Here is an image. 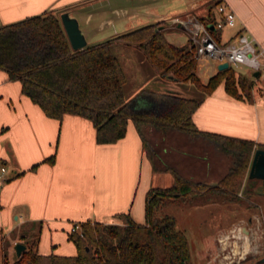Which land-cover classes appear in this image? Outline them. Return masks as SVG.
Returning a JSON list of instances; mask_svg holds the SVG:
<instances>
[{
    "label": "crops",
    "instance_id": "0c3cea01",
    "mask_svg": "<svg viewBox=\"0 0 264 264\" xmlns=\"http://www.w3.org/2000/svg\"><path fill=\"white\" fill-rule=\"evenodd\" d=\"M219 3H225L236 16L234 28L221 30L222 39L243 30L264 50V0H0V24L46 12L59 18L68 11L77 19L90 45L148 24L164 22L165 39L182 46L189 43L188 34L185 29L170 25V20L188 15L200 21L209 16L218 18ZM203 5L209 8L204 16L198 17L196 12ZM173 30L184 34L181 44L168 39ZM117 44L111 45V52ZM123 45L121 58L112 54L125 76L123 94L126 85L132 89L129 100L124 94L127 102L139 101L147 84L154 81L159 82L157 91L150 94L190 97L182 94L180 82L161 78L135 46ZM120 59L125 61L128 70ZM217 67L212 61H199L196 74L206 83L218 72ZM238 68L244 67L232 69L253 78L252 100L243 95L240 98L229 95L221 82L211 94L201 93L196 98L201 102L192 114V122L204 133L253 142L251 163L254 150L264 146V74L254 77L253 72ZM238 92L241 93L240 89ZM161 155L168 156V149ZM181 158L188 162L183 168L191 167L192 173L187 177H195L198 172L200 181L215 185L225 175L199 174V167L195 165L201 162L199 155L195 164L187 155ZM169 159L165 161L170 162ZM0 167L5 169V179L0 181V235L9 245L23 244V234L19 231L25 225L33 226L34 235L38 233L35 249L41 255L75 256L76 247L69 234L82 222L115 224L120 222L117 215L129 214L135 223L144 224L149 189L165 188L173 183L172 176L168 186L158 182V175L170 173L153 172L131 120L122 138L113 143H97L91 121L71 114H64L60 120L47 117L21 92L20 82L9 80L1 70ZM218 208L220 212L226 209ZM7 255L15 252L12 249Z\"/></svg>",
    "mask_w": 264,
    "mask_h": 264
},
{
    "label": "trees",
    "instance_id": "16d2710c",
    "mask_svg": "<svg viewBox=\"0 0 264 264\" xmlns=\"http://www.w3.org/2000/svg\"><path fill=\"white\" fill-rule=\"evenodd\" d=\"M214 19L209 16L202 21L207 24ZM163 26L164 22L148 24L74 51L59 18L52 12L0 24V70L9 80L19 81L21 92L47 117L60 120L64 114H71L88 119L95 128L97 143H113L122 138L131 120L153 172H168L173 178L171 186L150 188L147 192L144 224L135 223L129 214L117 215L120 222L115 224L79 223L78 229L69 234L76 247L75 256L38 254L37 233L34 243H23L25 250L20 256L15 255L12 264H189L184 233L175 228L174 217L162 214L161 209L167 202L187 197L232 192L235 180H240L248 169L254 143L199 131L192 122V114L201 102L196 98L153 93L127 102L123 94L125 76L110 47L115 42L135 46L161 78L190 82L203 95L211 94L224 82L229 95L252 100L254 81L247 75L235 77L229 67L202 83L189 43H169ZM147 127L208 138L222 153L234 157L233 165L215 185L183 177L171 168L156 169L145 147L143 129ZM5 242L8 244V240ZM1 262L7 263V254L2 255Z\"/></svg>",
    "mask_w": 264,
    "mask_h": 264
},
{
    "label": "rangeland",
    "instance_id": "374dc122",
    "mask_svg": "<svg viewBox=\"0 0 264 264\" xmlns=\"http://www.w3.org/2000/svg\"><path fill=\"white\" fill-rule=\"evenodd\" d=\"M208 8L209 5H203L196 12L197 16H204ZM166 32L164 31L165 35ZM167 37L177 45L184 40V34L180 30H173ZM124 47L120 43L114 45L112 52L121 58L120 53ZM120 60L125 65V70H128L125 61ZM237 70L245 71V68ZM234 75L238 77L245 74L234 71ZM158 83L154 81L147 84L143 94L157 91ZM180 84L182 94L191 98H198L201 95V92L190 82H180ZM131 90L127 85L124 87L127 100L130 99ZM143 136L147 140L145 147L150 151L154 168L159 170L171 168L183 177L200 181L196 175L198 172L195 173V177H187L192 173L189 170L191 167L188 166V170L183 168L188 162L186 158H181L182 155H187L194 164L195 158L199 155L201 162L198 163L199 165L195 164L199 167V174H208L210 177L222 176L228 167L233 165L234 157L222 153L213 141L205 137H193L176 130L160 131L148 127L143 129ZM164 149H168V156L161 155ZM167 158H170V162L165 161ZM202 158L207 159L202 161ZM248 171L249 166L240 180H235L236 186L232 192L229 191L225 195L218 192V194L187 197L183 201L164 204L161 213L172 215L175 219V228L181 230L187 239L189 264H264L258 262L264 257V186L257 179H248ZM157 177L158 182L163 186H168V182L172 180L170 174H161ZM213 179L216 181L217 177ZM218 207L226 209L220 212ZM243 225L248 230L246 236L241 235L240 227ZM218 229L219 231L216 232ZM34 231L33 226H23L19 231L26 236L23 242L29 245L34 243ZM12 249L14 251V245H9V241L7 244L5 238L0 235V264H2V255ZM14 257L15 255H7L6 264H12Z\"/></svg>",
    "mask_w": 264,
    "mask_h": 264
},
{
    "label": "built area",
    "instance_id": "2783aa9c",
    "mask_svg": "<svg viewBox=\"0 0 264 264\" xmlns=\"http://www.w3.org/2000/svg\"><path fill=\"white\" fill-rule=\"evenodd\" d=\"M216 9L219 17L207 24L189 15L174 17L169 23L186 30L197 62L206 60L217 65L227 63L233 69L244 67L249 72L264 74V50L243 30L228 39H222L221 30L234 28L236 16L225 3H219ZM4 179L5 169L0 167V181ZM76 229L78 225L72 231Z\"/></svg>",
    "mask_w": 264,
    "mask_h": 264
},
{
    "label": "water",
    "instance_id": "95a60500",
    "mask_svg": "<svg viewBox=\"0 0 264 264\" xmlns=\"http://www.w3.org/2000/svg\"><path fill=\"white\" fill-rule=\"evenodd\" d=\"M61 25L68 39L69 45L72 50H80L87 46V41L82 30L79 27V23L75 17H73L68 11L63 12L59 16ZM229 66L227 63L219 64L217 69L218 71L227 69ZM252 76L258 77L259 73L257 71L252 73ZM249 179H259L262 181L264 186V149L257 148L253 152V156L251 159L249 171H248ZM251 219H249V222ZM242 233H248L246 226L243 225L241 227ZM25 250V246L21 243H16L14 245L15 255L20 256L21 252ZM259 263H264V257L261 258Z\"/></svg>",
    "mask_w": 264,
    "mask_h": 264
},
{
    "label": "bare ground",
    "instance_id": "6f19581e",
    "mask_svg": "<svg viewBox=\"0 0 264 264\" xmlns=\"http://www.w3.org/2000/svg\"><path fill=\"white\" fill-rule=\"evenodd\" d=\"M243 234V235H242ZM241 235L242 236H246V235H248V233H242V229H241ZM222 237H223V235H222ZM223 238H226V236H224ZM246 239V238H245ZM228 240V239H227Z\"/></svg>",
    "mask_w": 264,
    "mask_h": 264
}]
</instances>
